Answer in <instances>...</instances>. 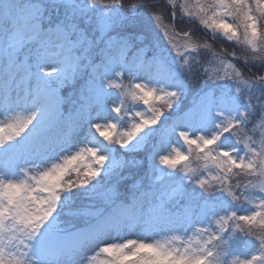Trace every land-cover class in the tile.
<instances>
[{
    "label": "snow or ice",
    "instance_id": "snow-or-ice-1",
    "mask_svg": "<svg viewBox=\"0 0 264 264\" xmlns=\"http://www.w3.org/2000/svg\"><path fill=\"white\" fill-rule=\"evenodd\" d=\"M158 3L0 0V264H264V0Z\"/></svg>",
    "mask_w": 264,
    "mask_h": 264
},
{
    "label": "trees",
    "instance_id": "trees-1",
    "mask_svg": "<svg viewBox=\"0 0 264 264\" xmlns=\"http://www.w3.org/2000/svg\"><path fill=\"white\" fill-rule=\"evenodd\" d=\"M158 9L160 10V13H162L165 17L167 16V12H168V9L165 7V4L163 3H158L157 5ZM198 27L197 25H184V26H178L177 27V31H181L182 28L184 30H188V29H191V28H196ZM195 37L196 38H200V37H203V40L201 41H204V42H208V43H211L213 44V46L215 47V49L217 51H220V49L218 48V46L212 41V39L209 37V35L205 34L203 31H197L195 34ZM217 41L228 51V52H233L235 51L236 53L238 54H241L243 49L235 44H232V43H229V42H226L225 40H222L220 38H216ZM239 67L243 68V65H238ZM205 68L209 69L210 71H213L211 69V65L209 64H205ZM215 71V70H214ZM244 71L247 73V69H244ZM253 72H256L257 74H264V70H262L261 68L259 67H256V68H253ZM258 117V116H257ZM244 241H242L243 243Z\"/></svg>",
    "mask_w": 264,
    "mask_h": 264
},
{
    "label": "rangeland",
    "instance_id": "rangeland-1",
    "mask_svg": "<svg viewBox=\"0 0 264 264\" xmlns=\"http://www.w3.org/2000/svg\"><path fill=\"white\" fill-rule=\"evenodd\" d=\"M160 14H161L162 16H164L162 13H160ZM164 17H165V16H164ZM164 22H165V23L168 22L166 18H165ZM201 42L203 43L204 41H201ZM237 46H238V45H237ZM209 65H211V69H212L213 71L221 68V65H220L219 63L209 64ZM258 75H259V74H258ZM136 110L139 111V110H141V109L137 108ZM259 122H260V117L258 116L257 119H256V123L259 124ZM157 139H159V137H158ZM171 139H172V143L175 145V144H176L175 137L173 136V137H171ZM161 154H164V153H161Z\"/></svg>",
    "mask_w": 264,
    "mask_h": 264
}]
</instances>
